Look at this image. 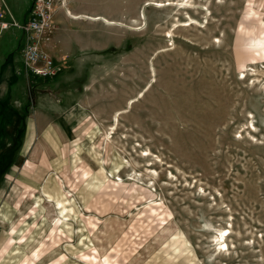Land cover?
<instances>
[{"label":"rangeland","instance_id":"obj_1","mask_svg":"<svg viewBox=\"0 0 264 264\" xmlns=\"http://www.w3.org/2000/svg\"><path fill=\"white\" fill-rule=\"evenodd\" d=\"M167 1L54 0L48 76L1 34L0 264H264V0Z\"/></svg>","mask_w":264,"mask_h":264},{"label":"built area","instance_id":"obj_2","mask_svg":"<svg viewBox=\"0 0 264 264\" xmlns=\"http://www.w3.org/2000/svg\"><path fill=\"white\" fill-rule=\"evenodd\" d=\"M53 14L54 0H33L28 10V19L19 24L4 1L0 0V36L11 26L21 29V57L26 70L33 75H53L59 69L57 61L45 48L52 36Z\"/></svg>","mask_w":264,"mask_h":264},{"label":"bare ground","instance_id":"obj_3","mask_svg":"<svg viewBox=\"0 0 264 264\" xmlns=\"http://www.w3.org/2000/svg\"><path fill=\"white\" fill-rule=\"evenodd\" d=\"M165 1V0H164ZM167 4H175V5H177V9H180V8H186V7H188L189 6V0H180V1H177V2H175V3H173V1H167L166 2ZM77 16V15H76ZM71 17V16H70ZM73 17V16H72ZM98 18V17H97ZM264 43V42H263ZM113 123H111V129H113V128H115L114 126L116 125V123L118 122L117 120H118V112H115L114 114H113ZM95 127V126H94ZM93 127V128H94ZM52 128V127H51ZM53 130V129H52ZM51 130V131H52ZM55 133V132H54ZM94 136V135H93ZM104 136H105V138H104ZM104 136H101L100 137V133H99V136H98V138H97V140H99V144L100 143H103L102 141H103V139L104 140H106V141H109L108 140V137H107V135H104ZM56 139V138H55ZM41 144H42V147H45V145H46V141H44V140H42L41 141ZM26 171H28V172H30L31 171V168L29 167V169L28 168H26ZM128 178V177H127ZM50 187V186H49ZM53 188V187H52ZM47 191H49V190H47ZM223 230H226L225 228H222L221 229V233H220V235H219V237H223V234H224V231ZM10 237H8V239H9ZM14 243V242H13ZM12 243V244H13ZM15 243H18V242H15ZM220 243H222V242H220ZM6 244H7V246L5 247V245L3 244L2 245V247H0L4 252H6L7 250H8V248L7 247H9V245H11L9 242H8V240H7V242H6ZM1 258V257H0Z\"/></svg>","mask_w":264,"mask_h":264},{"label":"crops","instance_id":"obj_4","mask_svg":"<svg viewBox=\"0 0 264 264\" xmlns=\"http://www.w3.org/2000/svg\"><path fill=\"white\" fill-rule=\"evenodd\" d=\"M4 1V0H3ZM5 3V2H4ZM6 4V3H5ZM21 54V53H20ZM22 58V57H21ZM4 65V64H3ZM2 71H3V68H2ZM6 73H7V71H6ZM6 73H5V75H6ZM8 74V73H7ZM9 76V75H8Z\"/></svg>","mask_w":264,"mask_h":264}]
</instances>
